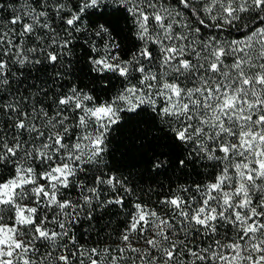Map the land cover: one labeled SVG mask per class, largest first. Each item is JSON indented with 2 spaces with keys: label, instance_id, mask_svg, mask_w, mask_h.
<instances>
[{
  "label": "snow or ice",
  "instance_id": "6c2138e0",
  "mask_svg": "<svg viewBox=\"0 0 264 264\" xmlns=\"http://www.w3.org/2000/svg\"><path fill=\"white\" fill-rule=\"evenodd\" d=\"M7 7L0 264H264V0ZM79 65L83 76L73 78ZM105 90L112 95L101 99ZM141 114L142 139L163 133L178 149L142 144L146 171H211L129 211L130 176L117 175L110 157L114 134ZM113 210L125 219L105 231Z\"/></svg>",
  "mask_w": 264,
  "mask_h": 264
},
{
  "label": "trees",
  "instance_id": "16d2710c",
  "mask_svg": "<svg viewBox=\"0 0 264 264\" xmlns=\"http://www.w3.org/2000/svg\"><path fill=\"white\" fill-rule=\"evenodd\" d=\"M19 0H0V3L6 5V7L0 11V16H3L7 19H11V11L7 7L8 4H17ZM121 23H123L121 21ZM233 35H236L233 32ZM125 47L130 48L131 43L125 41ZM77 53L81 56L86 54V51H82V45L77 46ZM83 65L75 66L74 76L76 75L83 76V73L80 72V67ZM91 76L84 80L85 83H89ZM120 86L119 79L114 78L113 80V90ZM97 92H100L101 85L97 82L94 85ZM112 95V91L105 90L101 92V99H104ZM143 114L140 116H135L129 122L122 127L120 133H115V141L112 147L115 149L110 160L114 169H117V175L129 177L130 176V186L133 188V195H126V207L129 211H132V204L137 201L138 198H142L145 202L152 204L158 197L165 196L168 194L170 188L174 189L177 185H187L191 184L193 181H203L207 182L208 173L211 169L205 170L198 168L197 171L200 172V175H196L192 171L191 165L188 169L181 170L179 168L169 167L167 170H161L160 174L155 172L146 171L145 161L147 156L144 155V150L141 149V145L153 141L152 147L157 152H163L169 155L174 156L177 153L178 149L172 146L171 141L163 138V133H154L151 136H148L146 139H142L144 136L145 125L141 122L145 119ZM153 136L162 137L158 141L153 140ZM151 155V153H149ZM153 191H149V189ZM125 219V213L118 210H113L109 215H106L102 220L101 224H104L106 221L111 220V227L105 229V231H111L113 228H118L121 225V221ZM103 235V234H102ZM100 237L93 236L92 239H89L87 242L89 245H92L94 240L99 239Z\"/></svg>",
  "mask_w": 264,
  "mask_h": 264
}]
</instances>
